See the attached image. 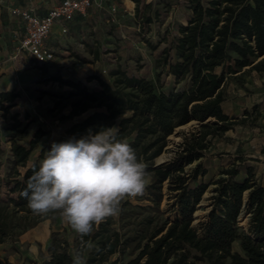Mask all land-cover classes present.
<instances>
[{
	"label": "trees",
	"instance_id": "16d2710c",
	"mask_svg": "<svg viewBox=\"0 0 264 264\" xmlns=\"http://www.w3.org/2000/svg\"><path fill=\"white\" fill-rule=\"evenodd\" d=\"M136 1L140 0L133 1L137 11ZM161 4L142 3L138 18L144 31L164 24L165 13L155 8ZM185 4L187 24L173 23L156 33L155 43L147 41L153 50L160 49L153 76L118 67L110 71V83L94 77L98 86L93 89L60 75L51 79L70 89L53 95L58 106L65 102L67 113L60 119H75L66 130L68 138L118 125L119 137L147 165L144 194L123 200L118 216L94 226L84 238L88 246L81 254L90 248L85 264H264V185L252 167L238 159L211 182L199 180L208 173L201 161L213 140L250 117L249 112L245 119L230 117L222 105L232 78L264 72V0ZM19 99L14 90L0 92V107L8 111ZM19 116H12L11 130L22 126ZM193 123V130L182 133L174 156L157 165L169 138ZM45 134L37 130L28 145L11 140L6 178L0 180L7 187L0 195V245L17 242L46 216L33 214L20 196L44 156L42 151L31 161ZM210 187V209L205 220L196 223ZM243 215L248 222L241 226ZM76 246L81 247L78 236ZM47 255L44 264H73L69 241L59 232L52 233ZM4 264L12 263L5 259Z\"/></svg>",
	"mask_w": 264,
	"mask_h": 264
},
{
	"label": "rangeland",
	"instance_id": "374dc122",
	"mask_svg": "<svg viewBox=\"0 0 264 264\" xmlns=\"http://www.w3.org/2000/svg\"><path fill=\"white\" fill-rule=\"evenodd\" d=\"M44 0H42L43 2ZM42 7L51 8L59 0H45ZM102 8L94 7L85 18H78L69 24V32L64 34L55 27L46 41V45L55 54V60L48 65L36 63L27 52L18 51V43L24 35V24L11 10L28 7V0H0V92L16 91L20 95L19 104L8 111L0 107V180L6 178L5 159L12 142L28 145L33 134L41 129L45 136L33 152L31 161L39 154L50 150L51 144L68 139L66 130L75 121L61 120L67 113L65 102L58 106L55 94H67L70 89L51 80L60 75L64 79L82 82L93 89L98 86L94 77L112 82L110 71L122 67L138 75H154L155 59L158 50H153L147 41H156V33L163 31L173 23L187 24L189 12L185 0H161L156 6L165 13L164 24L152 25L151 32L144 31L138 13L142 3L154 0H140L136 4L131 0H101ZM117 12L110 14V8ZM166 7V8H164ZM124 8L131 11L125 13ZM41 10V9H40ZM136 11V13H135ZM114 19V21L112 20ZM227 102L232 116L249 119L236 125L223 137L213 140L212 146L201 161L208 173L199 180L205 183L218 178L220 171L233 161L240 159L245 166L252 167L258 181L264 185V72H242L232 78L226 87ZM246 107V108H244ZM19 113L22 126L11 130V119ZM29 115V118L28 116ZM27 116V118H25ZM194 123L179 130V136H171L166 152L156 159L159 164L170 160L182 141V133L193 130ZM257 163V164H256ZM0 195L7 187L0 183ZM213 187L205 194L196 213V223L205 220L210 209ZM167 199L163 206L167 205ZM241 226L248 222L243 215ZM59 232L69 241L70 251L77 249V234L63 221L58 212L49 213L35 227H28L17 242L10 241L0 245V263L5 259L12 264H44L47 261V248L52 233ZM90 248L83 252L86 258Z\"/></svg>",
	"mask_w": 264,
	"mask_h": 264
},
{
	"label": "clouds",
	"instance_id": "9594fccd",
	"mask_svg": "<svg viewBox=\"0 0 264 264\" xmlns=\"http://www.w3.org/2000/svg\"><path fill=\"white\" fill-rule=\"evenodd\" d=\"M119 131L102 126L53 142L20 192L33 214L58 212L77 234L73 264H85L81 250L94 226L118 216L122 201L143 195L148 184L146 163Z\"/></svg>",
	"mask_w": 264,
	"mask_h": 264
},
{
	"label": "built area",
	"instance_id": "2783aa9c",
	"mask_svg": "<svg viewBox=\"0 0 264 264\" xmlns=\"http://www.w3.org/2000/svg\"><path fill=\"white\" fill-rule=\"evenodd\" d=\"M102 8L101 0H61L44 16H38L33 10L14 8L13 16L18 17L24 24V35L18 43V51L27 52L38 64L48 65L55 60V54L46 45V41L55 27L61 32H69V24L78 17H86L94 7ZM117 12L115 7L110 8V14ZM125 13H130L124 8ZM136 13V11H135ZM114 21V19H112Z\"/></svg>",
	"mask_w": 264,
	"mask_h": 264
},
{
	"label": "crops",
	"instance_id": "0c3cea01",
	"mask_svg": "<svg viewBox=\"0 0 264 264\" xmlns=\"http://www.w3.org/2000/svg\"><path fill=\"white\" fill-rule=\"evenodd\" d=\"M60 1L61 0H59L58 4L60 3ZM45 4H46L45 0L43 2H42V0H28V7H25L24 9L33 10L38 16H44L49 12V10H51L54 6H56V4H55L53 7L49 8V9L46 8V10H45L42 8ZM78 18H85V17H78ZM78 18H76V19H78ZM69 30H70V28H69ZM222 106H223L224 113L231 117L232 115H230L229 112H232V109H231V107L229 108V103L227 102V100L223 103ZM226 108L229 110V112L226 111ZM244 108H246V107H244Z\"/></svg>",
	"mask_w": 264,
	"mask_h": 264
},
{
	"label": "water",
	"instance_id": "95a60500",
	"mask_svg": "<svg viewBox=\"0 0 264 264\" xmlns=\"http://www.w3.org/2000/svg\"><path fill=\"white\" fill-rule=\"evenodd\" d=\"M181 128H183V127H181ZM180 128V129H181ZM179 130V129H178ZM180 134H179V132L178 131H176V133L174 134V136L175 137H178ZM161 163H163V162H161ZM161 163H159V164H161ZM159 164H157V165H159ZM244 221V219H240V221H239V223H242Z\"/></svg>",
	"mask_w": 264,
	"mask_h": 264
},
{
	"label": "bare ground",
	"instance_id": "6f19581e",
	"mask_svg": "<svg viewBox=\"0 0 264 264\" xmlns=\"http://www.w3.org/2000/svg\"><path fill=\"white\" fill-rule=\"evenodd\" d=\"M174 136V135H173ZM176 138H178V137H176Z\"/></svg>",
	"mask_w": 264,
	"mask_h": 264
}]
</instances>
